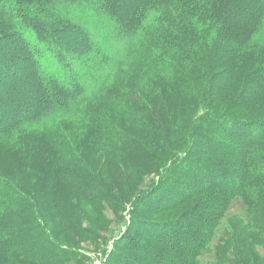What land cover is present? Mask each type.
<instances>
[{"label": "trees", "instance_id": "1", "mask_svg": "<svg viewBox=\"0 0 264 264\" xmlns=\"http://www.w3.org/2000/svg\"><path fill=\"white\" fill-rule=\"evenodd\" d=\"M151 14L154 22L143 30ZM161 28L180 55V62L177 54L172 62L175 72L196 83L201 78L193 68L197 64L189 63V58H202L207 92L219 81L215 89L220 95L243 72L238 61L256 48L264 51V0H0V157L20 150L23 135L40 133L47 121L56 118L87 119L95 113L96 125L110 129L102 111L121 106L128 86L120 77L135 92L143 85L168 91L169 86L158 78L141 81L142 75L150 76L148 72L168 61L150 38ZM120 39L124 42L117 48L114 43L118 45ZM190 48L195 52H189ZM262 59L253 76H243L241 90L224 109L206 110L194 119L186 137L188 149L168 162L148 193L134 200L130 226L104 264H195L199 252L211 242L217 216L225 213L235 195H250L264 209V104L257 111L240 112L259 98L264 55ZM256 77L263 83H252ZM87 80L92 81L89 87ZM175 82L169 89L175 101L193 102L194 95L184 92L185 82ZM45 138L47 145L52 144L56 133ZM77 162V168L70 161L61 166L83 174L81 168L86 171L87 167ZM37 166L46 172L45 165ZM63 185L77 192L94 190L85 182ZM187 204L177 219L146 218L149 212L158 216ZM141 207L147 211L138 210ZM37 208L0 175L1 250L21 247L20 236L32 230L21 221H37ZM9 221L21 225L13 231ZM24 252L26 256L33 253ZM38 258L41 264H55L45 252Z\"/></svg>", "mask_w": 264, "mask_h": 264}, {"label": "rangeland", "instance_id": "2", "mask_svg": "<svg viewBox=\"0 0 264 264\" xmlns=\"http://www.w3.org/2000/svg\"><path fill=\"white\" fill-rule=\"evenodd\" d=\"M154 19V14L147 17L142 29L152 26ZM162 29H156L150 38L158 49H163L168 61H162L161 69L155 67L148 72L150 76L142 75L141 81L148 83L158 78L171 91L170 85L175 81L185 82L182 84L184 92L194 95V101H175L176 95L169 89L164 92L165 88L160 86L155 89L143 85L136 88L139 92H135L125 78L120 77L118 79L128 86L121 106L113 107L110 112L102 111L110 129L98 127L94 113L87 117L89 123L81 116L56 118L47 121L40 133L23 135L20 150L0 157V175L34 201L38 206L37 221L20 220L32 230L20 236L18 243L21 247L10 251L0 249V264H41L40 252L47 253L55 264H104L115 243L130 226L134 200L148 193L162 177L168 162L182 157L188 149L190 143L186 137L194 119L206 110L224 109L230 97L238 95L241 90L243 76H253L251 73L263 60L262 49L246 53L237 65L243 72L229 82L222 94H217L215 89L219 81H215L211 91L207 92V79L202 76L205 61L189 58V63L197 64L193 68L201 79L196 83L187 82L175 72L176 65L172 62L177 47L167 41L166 31ZM123 42L120 39L114 46L118 48ZM189 52H195V49L190 48ZM177 61H181L179 54ZM196 77L193 75V80ZM255 79L252 83H263V79ZM247 84L249 89L251 82ZM90 85L92 81L87 80L85 86ZM155 90L160 91L154 93ZM263 90L264 84L258 90L259 98L241 108L240 112L257 111L264 104ZM121 117L126 119L122 121ZM134 117H137L136 123L131 124ZM50 132L56 133V140L47 145L45 137ZM67 161L75 163L76 168L79 167L77 161H80L87 170L81 168L83 174H79L74 167L61 166ZM37 164L45 165L46 172ZM65 182H85L94 190L77 192L63 185ZM189 205L158 216L149 212L146 218L160 222L174 220ZM138 210L147 211L145 207ZM20 221L8 222L13 224V231L21 225ZM46 239L55 242L50 244ZM25 249L33 253L26 256ZM195 264H264V209L256 206L250 195H235L225 213L217 216L211 242L199 252Z\"/></svg>", "mask_w": 264, "mask_h": 264}]
</instances>
